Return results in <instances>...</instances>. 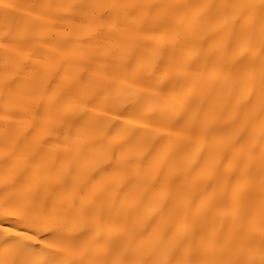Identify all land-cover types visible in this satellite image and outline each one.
<instances>
[{
	"label": "bare ground",
	"instance_id": "6f19581e",
	"mask_svg": "<svg viewBox=\"0 0 264 264\" xmlns=\"http://www.w3.org/2000/svg\"><path fill=\"white\" fill-rule=\"evenodd\" d=\"M0 264H264V0H0Z\"/></svg>",
	"mask_w": 264,
	"mask_h": 264
}]
</instances>
